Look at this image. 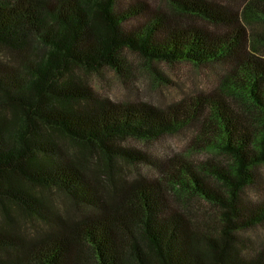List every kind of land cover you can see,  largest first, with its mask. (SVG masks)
<instances>
[{
  "label": "trees",
  "instance_id": "obj_1",
  "mask_svg": "<svg viewBox=\"0 0 264 264\" xmlns=\"http://www.w3.org/2000/svg\"><path fill=\"white\" fill-rule=\"evenodd\" d=\"M166 1L204 25L121 0H0V264H264V242L241 236L264 226V59L247 30L264 0ZM127 51L167 84L158 65L225 69L212 92L164 108L115 103L79 77L120 72ZM191 127L226 164L119 145ZM140 164L154 176L125 174ZM185 196L206 209H174Z\"/></svg>",
  "mask_w": 264,
  "mask_h": 264
},
{
  "label": "rangeland",
  "instance_id": "obj_2",
  "mask_svg": "<svg viewBox=\"0 0 264 264\" xmlns=\"http://www.w3.org/2000/svg\"><path fill=\"white\" fill-rule=\"evenodd\" d=\"M124 6H139L144 9L159 10L161 9L166 14L181 23L189 26L190 24L204 25L199 20H193L185 17L180 18L172 15V11H168L166 0H121ZM216 4L226 6L230 9L237 10L241 8L247 0H214ZM120 5V4H119ZM174 14V13H173ZM164 17V16H163ZM162 17V18H163ZM251 40V50L264 59V23L252 22L247 25ZM125 63L122 64L120 72H114L108 69L102 70L100 73L90 74L78 73L79 77L91 87L92 91L102 97L108 98L111 101L119 104H149L164 108L167 105L180 101L184 97L192 94L195 89L202 92H212L218 82L219 75L224 71L225 65L214 63L205 66H194L188 63H178L174 65H158L160 73L164 78L169 80V84L160 82L153 77L146 69L144 62L135 54L130 52L123 53ZM0 61L8 62L9 59L5 52L0 50ZM195 135L193 128H186L180 133L173 136H167L155 141L141 142L134 139L120 141L119 145L123 149H134L144 154L150 161L155 159H165L175 155L190 153V160L193 163H205L210 160L217 161L221 164H226L227 160L222 155L209 154L199 147L195 146ZM197 149V150H196ZM125 174L130 177H136L138 174L145 178H152L155 174L152 165L140 164L135 167L125 165ZM258 181L264 183V169L258 171ZM264 185V184H263ZM256 190L251 191V196L254 200L259 198V193ZM173 199V198H172ZM56 204L60 210L66 208L62 205L61 198H55ZM174 209L182 212L192 211L198 212L201 209H206L203 203L193 197L185 196L177 201L171 202ZM191 212V213H192ZM189 214V212H187ZM198 215V214H197ZM200 215V214H199ZM32 225L26 227L29 230ZM243 239H248L252 243L257 244L264 242V226H259L255 229L241 233Z\"/></svg>",
  "mask_w": 264,
  "mask_h": 264
}]
</instances>
